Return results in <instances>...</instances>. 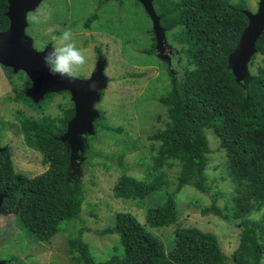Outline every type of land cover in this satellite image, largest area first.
Wrapping results in <instances>:
<instances>
[{
    "label": "trees",
    "instance_id": "16d2710c",
    "mask_svg": "<svg viewBox=\"0 0 264 264\" xmlns=\"http://www.w3.org/2000/svg\"><path fill=\"white\" fill-rule=\"evenodd\" d=\"M154 5L161 25L171 31L172 41L180 45L179 54L187 58L188 65L182 81L169 71L171 88L159 98L167 108L169 121L163 129L148 135L158 143L152 156L153 172H149L150 177L145 180L130 175L126 152L121 150L117 154L121 174L113 186V195L115 198L145 199L169 184L164 169L174 163L180 166L176 188L164 196L161 205L146 210V223L129 211H120L115 215L113 226L95 231L100 236L117 234L119 237L118 247L107 260L98 261L94 257L89 244L81 239L86 230L83 227L78 230L77 237L69 239V244L84 264H262L264 217L258 219L261 222L250 218L240 222V242L231 257L222 250L214 232L177 225L172 247L166 251L149 227L160 228L177 222L175 195L184 185H192L203 193L210 191L206 175L211 152L207 129L219 139L230 176L237 183L234 205L249 213L252 210L247 208L249 202L257 208L264 204V32L256 42L257 52L248 65H256V70L249 68V73L238 80L228 57L248 24L244 4L230 0H154ZM7 9L8 0H0V31L10 25ZM152 48L154 51L155 42ZM258 55L262 60L257 64ZM3 68L13 83L12 68ZM27 85H31L30 80ZM14 91L16 95L9 99L38 108L49 96L69 93H47L35 103L18 87L14 86ZM104 94L102 91L101 100ZM99 112L100 118L94 124L96 132L89 135L93 141L98 139L99 131H122L120 127L105 123L103 112ZM74 114V104L62 108L61 115L27 117L21 110L17 111L24 142L42 154L41 162L47 166L36 176L16 172L12 150L7 145L0 146L3 147L0 150V192L6 195L0 215H17L22 228L38 242L50 243L64 222L79 216L85 200L79 178L81 163L68 143L60 139ZM92 145L89 141L91 151ZM87 148L85 143V151ZM201 213L227 218L215 200L203 206ZM14 259L9 257L4 264H11Z\"/></svg>",
    "mask_w": 264,
    "mask_h": 264
},
{
    "label": "rangeland",
    "instance_id": "374dc122",
    "mask_svg": "<svg viewBox=\"0 0 264 264\" xmlns=\"http://www.w3.org/2000/svg\"><path fill=\"white\" fill-rule=\"evenodd\" d=\"M76 1L70 0L69 3ZM230 1L244 4L245 9L252 12L258 9L259 0ZM74 5L71 4V8H68L69 4L64 0H45L36 11L28 13L26 33L33 38L34 46L41 49L55 38L53 31H57L59 37L64 30L71 29L75 43L85 50L87 57V64L77 73V77L81 78L94 69L97 63L95 47L100 45L98 47L107 58L104 72L108 83L102 90L105 93L103 99L95 103V108L103 112L105 123L120 127L122 131H99L98 139L94 141L89 135L96 131L83 136L84 149L75 156L78 163H81L79 178L85 195L82 210L76 219L62 224L50 243L38 242L27 233L17 215H0V240H3L0 243V260L13 256L15 259L11 264H84L79 261L69 244V239L80 234L78 230L81 227L86 229L81 234V239L89 244L98 261H105L118 247L119 237L117 234L100 236L95 231L113 226L115 215L120 211H129L146 223V210L161 205L164 196L173 191L177 184L180 166L174 163L164 169L169 184L145 199L115 198L113 195V186L121 174L117 164V154L121 150L126 152L125 162L130 175L145 180L150 177L149 172H153L152 156L158 143L150 140L148 135L163 129L169 121L167 108L159 98L171 88L169 71L176 73L180 81L183 79L188 63L187 58L179 54L180 45L172 41L171 31L166 30L167 45L171 44L172 54L164 51L169 57H162L156 49L152 20L138 0L105 2L100 8L99 18L90 28L83 23L92 7L80 11ZM153 6L155 8L154 0ZM57 9L60 11H56ZM75 18L78 19V24L75 23L71 28L70 22ZM109 18L115 20L110 21ZM154 42L155 50L152 51ZM261 60L262 57L258 55L255 61L258 64ZM255 67L256 65L249 66L248 69L255 71ZM29 80L25 72H17L12 83L0 65V146L7 145L12 150L16 172L32 177L44 172L47 166L41 162L42 154L24 142L17 111L21 110L27 117L61 115L62 108L72 106L73 101L70 92L47 97L41 108L21 100L9 99L16 95L14 86L26 93ZM99 118L100 116L95 118L94 124ZM205 133L211 148L206 169L210 191L203 193L192 185H184L175 195L179 213L177 222L149 229L162 241L166 251L172 247L177 225L196 226L214 232L222 250L231 257L240 242V222L246 218H263L264 204L257 208L254 203L249 202L247 208L252 209L249 213L240 211L234 205L232 200L238 194V186L230 176L225 151L211 130L207 129ZM89 141L93 142L92 151L89 149ZM85 143L88 151H85ZM213 200L227 214V218L201 213V208Z\"/></svg>",
    "mask_w": 264,
    "mask_h": 264
},
{
    "label": "water",
    "instance_id": "95a60500",
    "mask_svg": "<svg viewBox=\"0 0 264 264\" xmlns=\"http://www.w3.org/2000/svg\"><path fill=\"white\" fill-rule=\"evenodd\" d=\"M42 0H8L6 16L10 20L9 27L0 31V65L11 67L13 73L24 71L31 80L26 94L35 103L40 102L47 93L68 91L74 104L75 114L69 120L66 132L60 139L67 142L74 156L84 148L83 136L93 134L94 120L100 116L95 103L101 100V92L107 87L108 77L104 70L107 63L100 58L90 76L77 77L74 81L50 74L44 63V56L52 49L48 44L43 49L34 46L33 38L26 33L28 13L34 11ZM149 14L156 40V49L162 57L167 46L166 29L161 25L153 0H138ZM248 24L243 30L234 50L229 54L228 61L234 75L241 80L249 73L248 64L257 52L256 42L264 32V0H259L256 12L244 9ZM95 84V89L90 85ZM3 147H0L2 150ZM6 195L0 192V214ZM6 263L0 260V264Z\"/></svg>",
    "mask_w": 264,
    "mask_h": 264
},
{
    "label": "clouds",
    "instance_id": "9594fccd",
    "mask_svg": "<svg viewBox=\"0 0 264 264\" xmlns=\"http://www.w3.org/2000/svg\"><path fill=\"white\" fill-rule=\"evenodd\" d=\"M54 40L52 49L44 56V63L51 75L74 81L77 73L87 64L85 50L77 46L71 29L64 30ZM90 87L94 90L95 84Z\"/></svg>",
    "mask_w": 264,
    "mask_h": 264
},
{
    "label": "flooded vegetation",
    "instance_id": "af4514ba",
    "mask_svg": "<svg viewBox=\"0 0 264 264\" xmlns=\"http://www.w3.org/2000/svg\"><path fill=\"white\" fill-rule=\"evenodd\" d=\"M45 0H42L41 2H40V4H39V6H41L42 5V3L44 2ZM58 0H54V2H57ZM64 1H66L68 4H69V7L68 8H71L70 6H71V4H75L74 5V7H75V9H77V10H80V11H83V9L85 8V9H87L86 7H92V9L89 11V15L86 17V19H85V21H84V23H83V25L85 26V27H87V28H90L91 26H92V24L99 18V12H100V8H101V6L105 3V2H107V1H110V0H77L76 1V3H69L70 2V0H64ZM121 3H122V1H121ZM90 5H93V6H90ZM38 6V7H39ZM37 7V8H38ZM36 11V10H35ZM56 11H60V9H57ZM30 13V12H29ZM31 13H33V11L31 12ZM89 19H92V21L91 22H88V20ZM77 18H75V19H73L71 22H70V27L71 28H73V26H74V24L76 23V25L78 24L77 23ZM109 20L110 21H113V20H115V19H112V18H109ZM87 24H89V25H87ZM53 34H54V36L55 37H57V35H59V33L57 32V31H53ZM86 42H88L89 41V39H84ZM55 43V40L54 39H52L50 42H48L47 44H51L52 46H53V44ZM83 44H84V42H83ZM96 46H99V45H96ZM168 47H167V49L165 50V52H168L169 54H172V46H171V44H169V45H167ZM96 48V50H95V59H96V62H97V60L100 58V57H104V58H106V56H105V54L104 53H102V49L100 48V49H97V47H95ZM41 49H43V48H41ZM107 59V58H106ZM91 74V73H90ZM90 74L89 75H85V76H83V77H88V76H90Z\"/></svg>",
    "mask_w": 264,
    "mask_h": 264
}]
</instances>
